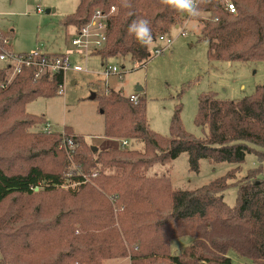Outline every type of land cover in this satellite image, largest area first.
I'll use <instances>...</instances> for the list:
<instances>
[{"label":"trees","instance_id":"trees-1","mask_svg":"<svg viewBox=\"0 0 264 264\" xmlns=\"http://www.w3.org/2000/svg\"><path fill=\"white\" fill-rule=\"evenodd\" d=\"M196 1L197 10L210 16L204 21L201 38L209 42L211 61L264 60V0H230L235 12L227 9L225 0ZM98 11L106 20L107 41L93 54L103 61L130 57L142 66L152 58V45L161 36H170L183 12L176 0H80L64 24L79 30ZM139 19L146 20L150 29L146 44L128 31ZM5 52L0 49V54ZM9 70V64L0 67V84H6ZM36 72L33 67H23L8 88L9 97L0 92L6 101L0 103V112H8L6 105L24 112L29 102L60 92L64 72L43 73L39 78ZM136 95L138 104L114 91L101 95L100 108L106 117V136L141 142L144 152L119 147L97 153L90 147L92 154H101L98 161L116 169L114 176L96 178L104 191H84L86 178L76 172L72 180L77 187L63 191L64 201L68 196L83 198L84 207H70L49 223L33 224L26 234L18 229L6 231L8 223L0 220V264H103L109 258L125 256L131 257V264H159L163 259L167 264H233L230 252L264 264V86L240 100L220 99L213 92L201 94L196 124L208 128L205 138L183 128L180 107L171 122V136H160L150 128L145 99ZM183 153L188 154L190 170L195 172L202 159L236 166L226 175L188 190L174 188L165 175L150 179L139 171L141 166L148 171L155 163H169ZM249 153L258 157L260 165L238 181L241 163ZM89 160L82 158L86 164ZM64 183L61 175L38 165L24 172L0 165V204L13 195L22 199L52 195ZM231 186L238 189L235 207L224 199ZM37 187L41 191H35ZM184 235L193 241L173 255L172 239ZM4 239L21 250L6 251Z\"/></svg>","mask_w":264,"mask_h":264},{"label":"rangeland","instance_id":"rangeland-1","mask_svg":"<svg viewBox=\"0 0 264 264\" xmlns=\"http://www.w3.org/2000/svg\"><path fill=\"white\" fill-rule=\"evenodd\" d=\"M79 2L0 0V47L3 50L16 54H71L73 63L84 69L81 72L67 71L61 92L50 98L39 97L29 102L24 112L8 105V112H0V165L5 169L23 172L31 165H38L61 175L65 181L62 187L55 190V194H41L28 199L13 195L0 204V220L8 223V232L18 229L26 234L33 224L49 223L70 207H84L83 198L68 196L64 201V192L77 187L72 180L76 172L86 178L88 187L84 191H104L96 178L116 174L114 167L98 161L101 154L89 151L90 147H97V153L119 148L127 140L126 137L119 139L106 136V117L100 108L99 96H108L113 91L123 96L140 94L145 99L150 128L162 137L171 136V122L180 107L179 117L183 128L198 138H205L208 128L196 124L201 94L213 92L220 99L240 100L254 95L258 87L264 86V60L239 62L209 59V42L201 38V29L210 16L200 11L195 16L182 12L179 24L167 37L169 42L166 40L153 44L152 58L146 61L145 66L130 57L117 56L103 61L98 54L74 55L71 40L77 29L74 25L65 26L64 19L76 11ZM183 31L185 34H182ZM8 39L11 48L5 43ZM156 48L163 52L156 54ZM8 64L0 59V67ZM113 67H117L119 72L107 74V69ZM15 77L11 68L6 75V84H0V92H6L7 97L11 94L8 88ZM139 86L143 88L142 92L136 91ZM93 93L97 95L95 99L92 98ZM0 103L6 101L0 97ZM47 124L51 125L52 131L45 129ZM127 141L130 145L124 149L144 152L143 143ZM83 157L90 158L87 164L82 162ZM259 165L254 153L247 154L236 179L242 181ZM234 166L236 164L226 161L212 163L202 159L199 172H195L190 170L188 154L183 153L169 163H155L148 171L141 166L139 171L150 179L165 175L170 177L174 188L188 190L226 175ZM237 198L236 186L226 190L224 199L231 207L237 205ZM3 241L6 251L21 250L6 239ZM192 241L189 235L173 238L172 254H179ZM60 249L61 246L54 247L52 252ZM229 256L233 264H258L234 252H230ZM160 263L167 264V260L163 259ZM103 264H131V257L109 258Z\"/></svg>","mask_w":264,"mask_h":264},{"label":"built area","instance_id":"built-area-1","mask_svg":"<svg viewBox=\"0 0 264 264\" xmlns=\"http://www.w3.org/2000/svg\"><path fill=\"white\" fill-rule=\"evenodd\" d=\"M196 8L198 2L193 0ZM227 9L230 12H235L236 7L233 2H227ZM184 13L189 15V13L182 9ZM182 34H185L183 31ZM169 39L166 36H161L160 41H166ZM107 41V24L104 18L103 13L98 11L94 17L79 30L76 31V34L71 40V44L75 49L74 55L83 56L88 54H93V52L103 48ZM5 43L8 44V40H5ZM156 54H161L162 49L156 48ZM0 59L7 61L10 67L14 70V75L19 74L23 67H33L37 70L36 76L41 73H66L69 70L81 72L84 71L83 67L73 63V58L71 54H55V55H45L43 53L35 52L32 54H16L5 52L0 54ZM119 70L117 67L108 68L107 74L118 73ZM122 73V72H121ZM62 90H60L61 92ZM131 100L135 103H139V96L132 94L130 96ZM46 130L52 131L51 125H46ZM129 146V141L124 140L122 142V147L125 148Z\"/></svg>","mask_w":264,"mask_h":264},{"label":"clouds","instance_id":"clouds-1","mask_svg":"<svg viewBox=\"0 0 264 264\" xmlns=\"http://www.w3.org/2000/svg\"><path fill=\"white\" fill-rule=\"evenodd\" d=\"M176 4L190 15H198V10L193 0H176ZM128 31L142 44H146L151 38L148 22L143 19L133 21L132 24L129 25Z\"/></svg>","mask_w":264,"mask_h":264},{"label":"water","instance_id":"water-1","mask_svg":"<svg viewBox=\"0 0 264 264\" xmlns=\"http://www.w3.org/2000/svg\"><path fill=\"white\" fill-rule=\"evenodd\" d=\"M50 10H47L49 12ZM137 92H142L143 88L141 86L137 87L136 89ZM97 97L96 93H93L92 98L95 99ZM92 149L95 151L97 150V147H92ZM35 190H39V187H37Z\"/></svg>","mask_w":264,"mask_h":264}]
</instances>
